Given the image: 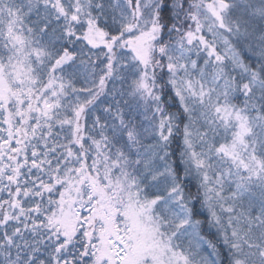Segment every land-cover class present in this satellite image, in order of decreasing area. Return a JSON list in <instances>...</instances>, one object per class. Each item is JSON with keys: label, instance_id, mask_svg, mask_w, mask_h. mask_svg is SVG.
Listing matches in <instances>:
<instances>
[{"label": "snow or ice", "instance_id": "1", "mask_svg": "<svg viewBox=\"0 0 264 264\" xmlns=\"http://www.w3.org/2000/svg\"><path fill=\"white\" fill-rule=\"evenodd\" d=\"M0 264H264V0H0Z\"/></svg>", "mask_w": 264, "mask_h": 264}]
</instances>
